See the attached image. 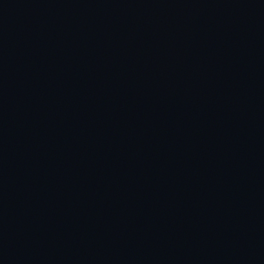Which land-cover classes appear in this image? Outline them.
<instances>
[{
  "label": "water",
  "instance_id": "95a60500",
  "mask_svg": "<svg viewBox=\"0 0 264 264\" xmlns=\"http://www.w3.org/2000/svg\"><path fill=\"white\" fill-rule=\"evenodd\" d=\"M0 264H264V0H0Z\"/></svg>",
  "mask_w": 264,
  "mask_h": 264
}]
</instances>
